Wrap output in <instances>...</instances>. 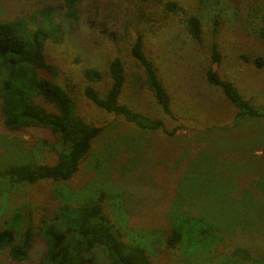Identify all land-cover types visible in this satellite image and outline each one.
<instances>
[{
	"label": "rangeland",
	"instance_id": "obj_1",
	"mask_svg": "<svg viewBox=\"0 0 264 264\" xmlns=\"http://www.w3.org/2000/svg\"><path fill=\"white\" fill-rule=\"evenodd\" d=\"M45 8H53L69 22L70 33L62 45L47 44V60L57 69L60 84L69 81L80 116L104 128L77 177L66 184L63 197L87 203L107 191L111 196L126 192L131 201L139 198L130 216L124 215L123 224L145 233L161 230L165 236L176 226L184 234L183 245L175 250L153 248L155 264H184L181 249L186 244L190 249L185 264L201 263L209 244L191 236L198 221L224 234L218 254L211 255L215 261L209 264H228L226 255L235 245L260 256L264 251V120L235 124L236 109L218 87L208 83L207 74L214 70L243 99L264 108V67L255 68L245 59L264 58L261 0H90L79 6L78 20L65 17L62 0H0V20ZM191 16L201 21L199 40L189 34L186 20ZM139 35L143 52L171 100L170 115L157 105L143 69L130 55ZM114 58L123 62L126 75L121 103L161 120L167 133L175 130L173 136L161 130L141 131L84 100L81 91L89 85L85 70L101 72V80L92 86L102 95L109 86L107 65ZM42 138L33 130L9 134L0 120V166L26 162L28 156L37 162L51 161L52 155L36 143ZM128 184L142 188H136V193ZM54 189L49 182L20 184L13 192L0 187V209L19 208L25 222L36 220L47 211V204L53 205ZM130 218L133 225L127 224ZM3 254L0 264H13Z\"/></svg>",
	"mask_w": 264,
	"mask_h": 264
},
{
	"label": "trees",
	"instance_id": "obj_2",
	"mask_svg": "<svg viewBox=\"0 0 264 264\" xmlns=\"http://www.w3.org/2000/svg\"><path fill=\"white\" fill-rule=\"evenodd\" d=\"M88 1L62 0L66 9L65 17L78 20L79 6ZM167 5L170 7L168 11H172L174 7L169 3ZM261 5L264 10V0H261ZM68 23L53 8H45L26 17L0 20L2 128L9 134L30 130L42 133V140L36 143L42 151L52 155L51 161L45 160L43 163L28 156L26 162L0 166V187L6 186L12 192L20 184L35 186L49 182L55 187L52 191L53 205L47 204V211L36 220L28 218L25 222L19 208L14 212L8 207L0 209V253H4V258L13 264H96L99 259H103L104 264H155L152 259L156 254L153 248L161 245L175 250L180 244L183 245L184 234L176 226L165 236L161 230L145 233L123 224L124 215L130 216L129 210L132 212L134 206L140 203L139 198L131 201L126 192L111 196L107 191L100 192L93 201L87 203H77L63 197L66 184L72 183L77 177L81 165L92 151V145L104 131L103 127L89 124L80 116L69 81L66 80L65 85L60 84L57 69L45 55L48 43L63 44L64 38L70 34ZM186 25L190 36L199 40L202 35L201 21L191 16L187 18ZM217 27L218 21H215L216 32ZM261 39L264 40V31ZM130 55L143 69L157 105L165 115H170L171 100L153 64L143 52L140 35L135 39ZM245 59L255 68L264 67L262 57ZM214 61L218 62L217 53ZM106 71L109 86L101 95L92 86V83L101 80V72L85 70L83 75L89 85L81 91L84 100L107 114L121 117L141 131L161 130L169 136L174 135L175 130L167 133L161 120L139 114L132 107L121 103L126 75L119 58L109 62ZM207 81L218 87L227 102L236 109L235 124L252 119L264 120V108H255L251 101L243 99L231 82L221 80L211 70L207 74ZM128 185L136 193V188H142L141 185ZM73 191L68 189L71 194ZM144 200L147 201V198ZM261 218L263 221L264 216ZM192 219L204 220L197 217ZM132 223V218L128 219L127 224ZM196 224L192 238L209 244L208 252L198 264H209L215 261L211 255L213 252L218 254L217 246L223 241L224 234H219L221 230L217 232L214 225L206 227L200 221ZM23 226L24 229H21ZM154 237L156 240H153ZM146 245L150 246L149 249ZM233 247L232 251L229 248L230 252L226 255L228 264H264V251L254 257L237 245ZM157 248L156 251L159 250ZM189 249L187 244L182 246L184 264L188 263Z\"/></svg>",
	"mask_w": 264,
	"mask_h": 264
},
{
	"label": "water",
	"instance_id": "obj_3",
	"mask_svg": "<svg viewBox=\"0 0 264 264\" xmlns=\"http://www.w3.org/2000/svg\"><path fill=\"white\" fill-rule=\"evenodd\" d=\"M212 73H214V70H212Z\"/></svg>",
	"mask_w": 264,
	"mask_h": 264
}]
</instances>
